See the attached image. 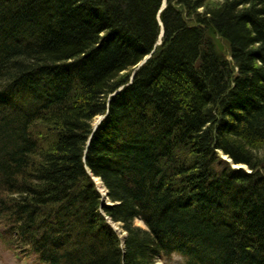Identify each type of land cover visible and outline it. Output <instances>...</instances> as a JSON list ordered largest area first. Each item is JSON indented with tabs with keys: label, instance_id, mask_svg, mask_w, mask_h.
Instances as JSON below:
<instances>
[{
	"label": "trees",
	"instance_id": "trees-1",
	"mask_svg": "<svg viewBox=\"0 0 264 264\" xmlns=\"http://www.w3.org/2000/svg\"><path fill=\"white\" fill-rule=\"evenodd\" d=\"M162 4L0 0V222L40 264H264V0H167L135 69Z\"/></svg>",
	"mask_w": 264,
	"mask_h": 264
},
{
	"label": "rangeland",
	"instance_id": "rangeland-1",
	"mask_svg": "<svg viewBox=\"0 0 264 264\" xmlns=\"http://www.w3.org/2000/svg\"><path fill=\"white\" fill-rule=\"evenodd\" d=\"M221 43L223 44V46L225 47V50H226V51H224V54L226 56L229 55L228 54L229 49H228L226 42L223 40ZM219 153H220V156L230 158V156L225 154L222 150L221 151L219 150ZM222 159H224V158H222ZM224 160H226V159H224ZM230 164L235 169L244 168L246 170H250L249 167L247 166V164L236 163L235 161L230 162ZM238 165H239V167H238ZM92 178L93 179L95 178V181L98 182V187H97L98 189H99V185H102L106 191L107 197L105 198V196H104L105 194H102V192L99 189L101 196H102V200H103V198H105L104 204H107V203L114 204V202L110 198L109 189H108L107 185L105 184V182L103 181V179L101 177L95 176V175L94 176L92 175ZM107 192H108V194H107ZM102 209L103 208H101V211L105 215L106 212L103 211ZM135 224L145 226L142 219H139V218H137L135 220ZM3 228L7 231L5 226L2 225V223L0 222V264H40L39 261L37 260V256L35 254L31 253L27 247L21 246L18 242H16L15 244L19 245L21 248L19 250L18 248L15 247V245L14 246L11 245L9 243L8 237L5 235V233L3 231ZM121 228L123 229L122 234H126L125 231H127V230L125 229L123 223L121 225ZM127 234H128V232H127ZM9 237L11 239L10 234H9ZM121 244L123 246V243H121ZM158 263L159 264H166V263L167 264H181V258L178 255H172L169 258L163 257V258L158 259Z\"/></svg>",
	"mask_w": 264,
	"mask_h": 264
},
{
	"label": "water",
	"instance_id": "water-1",
	"mask_svg": "<svg viewBox=\"0 0 264 264\" xmlns=\"http://www.w3.org/2000/svg\"><path fill=\"white\" fill-rule=\"evenodd\" d=\"M166 1L167 0H163V4H162V7H161V10L162 8L165 6L166 4ZM160 10V11H161ZM162 24V28H161V31H160V34H159V37L158 39L156 40V43L154 44V47H153V50L148 53L134 68H139L141 65H143L152 55V53L155 51V49L157 48L158 45H160L162 43V40H163V36H164V33H165V30H164V26H163V23L161 22ZM228 58H231L230 55H228ZM120 89H118L116 92H118ZM104 118V114L102 115H99L97 118H96V121L94 123V127L96 128L97 127V124ZM223 157V156H222ZM225 159H230L231 162H233V160L231 158H227V157H223ZM94 181H95V178H94ZM96 182V181H95ZM97 184V187H98V182H96ZM108 194V192H107ZM105 198L107 197V195L105 194L104 195ZM105 198H103L102 200V205L105 203ZM107 204H110V203H107ZM106 219H107V223L114 229V231L119 235V237L121 238V241L123 243V248H125V240H126V237H127V231L126 234H122V228H121V225H122V222L121 221H115L114 219H112V217H110L109 215L106 216ZM121 234V235H120Z\"/></svg>",
	"mask_w": 264,
	"mask_h": 264
},
{
	"label": "bare ground",
	"instance_id": "bare-ground-1",
	"mask_svg": "<svg viewBox=\"0 0 264 264\" xmlns=\"http://www.w3.org/2000/svg\"><path fill=\"white\" fill-rule=\"evenodd\" d=\"M199 11L201 12V13H204V7H201L200 9H199ZM193 18L194 19H189V21L193 24V26H204V24L202 23V22H199V21H197L195 18L196 17H194L193 16ZM165 35V34H164ZM164 37V36H163ZM102 115V114H101ZM99 116V115H98ZM98 116H96V118L98 117ZM106 116V114L104 113V117ZM96 118H95V120H94V122H93V127H94V123H95V121H96ZM99 124V123H98ZM98 124H97V126H98ZM97 128V127H96ZM95 127H94V130L96 129ZM91 138V137H90ZM231 158V157H230ZM232 159V158H231ZM233 160V159H232ZM226 161L227 162H231L230 161V159H226ZM233 162H234V160H233ZM238 167H239V165H238ZM248 171H250V170H248ZM99 189H100V191L102 192V194H106V191H105V189L103 188V186L102 185H99Z\"/></svg>",
	"mask_w": 264,
	"mask_h": 264
}]
</instances>
